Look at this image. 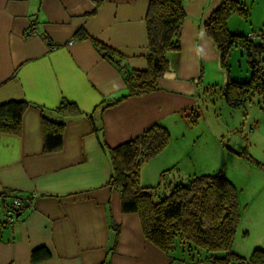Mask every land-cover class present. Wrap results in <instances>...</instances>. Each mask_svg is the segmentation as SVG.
<instances>
[{
	"label": "crops",
	"instance_id": "1",
	"mask_svg": "<svg viewBox=\"0 0 264 264\" xmlns=\"http://www.w3.org/2000/svg\"><path fill=\"white\" fill-rule=\"evenodd\" d=\"M148 2L0 0V105L28 104L21 134H0V220L14 197L29 203L0 232V264H211L167 257L144 238L138 216L121 211L119 191L109 185L107 150L153 124L170 135L183 133L197 105L200 78L210 81L220 68L204 23L222 0L185 1L180 48L169 54V71L158 90L105 108L103 102L123 94L125 84L91 40L121 54L126 68L144 70ZM30 28L35 34H28ZM79 31L86 38L78 39ZM62 100L82 114L66 120L61 149L45 153L41 115L58 120L50 111ZM170 144L142 166V187H152L172 169L180 180L215 174L212 166L227 156L219 142L189 154ZM251 203L255 213H264V191ZM257 214L255 241L247 243L238 232L235 238L233 250L243 258L249 256L242 253L264 249V223L259 225ZM34 252L41 254L36 261Z\"/></svg>",
	"mask_w": 264,
	"mask_h": 264
},
{
	"label": "trees",
	"instance_id": "2",
	"mask_svg": "<svg viewBox=\"0 0 264 264\" xmlns=\"http://www.w3.org/2000/svg\"><path fill=\"white\" fill-rule=\"evenodd\" d=\"M185 1L189 0H149L144 20L147 38L144 70L126 68L121 54L91 40L98 53L121 72L125 84L123 94L103 102L105 108L158 90L159 80L169 71V54L180 48ZM233 14L246 16L247 12L236 0H222L221 6L204 23V30L219 52L223 67L226 68V57L233 47L244 50L250 78L246 82L228 79L220 90L226 103L233 108L247 104L253 97L264 104V68L256 60L258 50H264V45L249 40V33H230L226 20ZM76 37L84 39L86 35L79 31ZM200 82L201 78L199 86ZM27 108L25 101L1 104L0 134L19 136ZM50 113L59 118L51 120L44 113L41 115L45 153L61 149L66 120L82 114L74 103L66 100L60 101ZM192 115L193 111L188 117ZM170 139L166 128L153 124L138 137L107 150L111 162L109 185L119 191L121 211L136 214L144 238L167 257L190 263L264 264V249L253 250L248 258L233 250L240 223V207L236 188L221 172L193 176L186 183L154 187L140 185L142 166L160 154ZM238 155L245 156L244 153ZM161 190L162 195L159 194ZM40 255L34 252L33 260L36 261ZM42 257H47V253L44 252Z\"/></svg>",
	"mask_w": 264,
	"mask_h": 264
},
{
	"label": "rangeland",
	"instance_id": "3",
	"mask_svg": "<svg viewBox=\"0 0 264 264\" xmlns=\"http://www.w3.org/2000/svg\"><path fill=\"white\" fill-rule=\"evenodd\" d=\"M236 1L242 4L247 15L233 14L228 17L227 30L235 35H261L262 38L252 42L264 45V0ZM256 60L264 68V50H258ZM225 63L226 68L220 65L210 81L201 79L197 105L192 109L194 116L184 120L183 133L170 135V145L176 149L183 148L185 154H189L198 151L204 144L220 143L227 156L219 166L214 165L212 168L216 169L214 172H221L236 188L240 207L238 233H241L247 243H253L260 235V230L253 229L257 213L251 206V199L264 191V104L257 97L237 108L226 103L220 88H224L228 79L235 82L248 81L250 68L244 50L239 47H233L228 52ZM238 153H244L245 156ZM182 165L183 163L181 169L184 170ZM173 170L175 169L165 172L161 179L155 180L151 185L154 187L158 184L188 182L180 176L182 179H178ZM159 194L162 195L163 190ZM257 216L261 219L259 225L264 223V213ZM246 230L249 231L248 234ZM248 254L251 253H242L245 256H249Z\"/></svg>",
	"mask_w": 264,
	"mask_h": 264
},
{
	"label": "built area",
	"instance_id": "4",
	"mask_svg": "<svg viewBox=\"0 0 264 264\" xmlns=\"http://www.w3.org/2000/svg\"><path fill=\"white\" fill-rule=\"evenodd\" d=\"M35 30L33 28L29 29V35L35 34ZM249 40H256L257 38H262L261 35H254L253 33H249L247 35ZM71 43V42H70ZM24 199L14 197L11 204L6 206L4 209L3 217L0 220V232L3 228L9 227L13 224L16 219L17 213L21 211Z\"/></svg>",
	"mask_w": 264,
	"mask_h": 264
},
{
	"label": "water",
	"instance_id": "5",
	"mask_svg": "<svg viewBox=\"0 0 264 264\" xmlns=\"http://www.w3.org/2000/svg\"><path fill=\"white\" fill-rule=\"evenodd\" d=\"M228 150H230V148L229 147H226ZM28 201L27 200H25L24 202H23V205H22V209H25V208H27L28 207Z\"/></svg>",
	"mask_w": 264,
	"mask_h": 264
}]
</instances>
